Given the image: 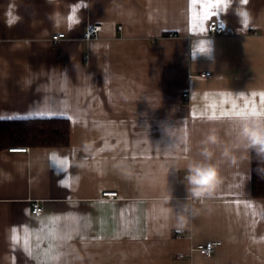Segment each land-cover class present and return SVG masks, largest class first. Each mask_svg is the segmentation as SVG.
Instances as JSON below:
<instances>
[{
  "label": "crops",
  "instance_id": "1",
  "mask_svg": "<svg viewBox=\"0 0 264 264\" xmlns=\"http://www.w3.org/2000/svg\"><path fill=\"white\" fill-rule=\"evenodd\" d=\"M237 6L0 0V119L71 124L67 147L0 150V264H264V197L236 123L264 117V0H242L247 26ZM90 23L102 30L86 40ZM204 153L220 179L193 198L184 176ZM209 241L212 255L195 249Z\"/></svg>",
  "mask_w": 264,
  "mask_h": 264
},
{
  "label": "trees",
  "instance_id": "2",
  "mask_svg": "<svg viewBox=\"0 0 264 264\" xmlns=\"http://www.w3.org/2000/svg\"><path fill=\"white\" fill-rule=\"evenodd\" d=\"M71 142V124L66 117H30L0 119V150L10 146L67 147ZM252 156V193L264 197V180L257 168L264 167L256 154Z\"/></svg>",
  "mask_w": 264,
  "mask_h": 264
},
{
  "label": "clouds",
  "instance_id": "3",
  "mask_svg": "<svg viewBox=\"0 0 264 264\" xmlns=\"http://www.w3.org/2000/svg\"><path fill=\"white\" fill-rule=\"evenodd\" d=\"M234 2L238 5L235 9L237 17L242 22L247 19L248 24L252 23L253 16L250 10L240 6L242 0H234ZM95 47L93 45V48ZM236 123L239 125L237 133L239 140L264 163V117L261 115L245 116ZM208 139L211 141V136ZM203 155V160H196L188 165L184 176L188 191L193 198L210 196L220 179L218 168L211 162V157L207 153ZM256 171L259 178L264 180V167H258Z\"/></svg>",
  "mask_w": 264,
  "mask_h": 264
},
{
  "label": "built area",
  "instance_id": "4",
  "mask_svg": "<svg viewBox=\"0 0 264 264\" xmlns=\"http://www.w3.org/2000/svg\"><path fill=\"white\" fill-rule=\"evenodd\" d=\"M102 30V25L99 23H90L87 25L85 33H84V38L86 40L94 39L97 38L100 35V32ZM223 27L218 23L217 20H211L210 23L208 24V32L212 36L220 35L223 34ZM66 34L64 32L61 33H56L51 37V41L53 44H58L63 38H66ZM211 72H202L201 76H210ZM189 94L184 93L183 97L188 98ZM29 148L28 147H13L10 148L11 151H27ZM119 194L117 191H106L103 193L104 197L113 199L117 197ZM44 210V206L41 204L39 201H34L32 204V212L33 213H39ZM221 245L220 241H209L206 243L198 244L195 246V249L203 254L210 256L212 255L216 248ZM184 255L180 254L178 255L179 258H182Z\"/></svg>",
  "mask_w": 264,
  "mask_h": 264
},
{
  "label": "snow or ice",
  "instance_id": "5",
  "mask_svg": "<svg viewBox=\"0 0 264 264\" xmlns=\"http://www.w3.org/2000/svg\"><path fill=\"white\" fill-rule=\"evenodd\" d=\"M223 3V0H191V4L193 6L199 4L202 8H204L206 11L208 12H211V10L213 8H218L220 6V4ZM72 17H69V22L71 23L72 22ZM244 25L247 26L248 25V22H247V19L244 20ZM200 51L202 52L203 51V48L200 49ZM251 111L254 113V114H257L258 112L256 111V109L253 107L251 109ZM243 111H236L234 109L233 111V115H236L238 116V114L242 113ZM259 114H264V113H259ZM215 118V117H213ZM60 163H63V161H59ZM15 232H16V229H13V242H17V237L15 235Z\"/></svg>",
  "mask_w": 264,
  "mask_h": 264
}]
</instances>
